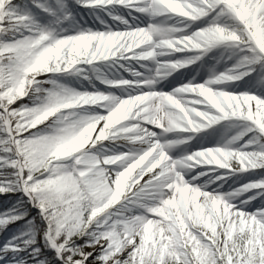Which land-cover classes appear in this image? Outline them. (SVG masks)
Wrapping results in <instances>:
<instances>
[{"label": "snow or ice", "instance_id": "6c2138e0", "mask_svg": "<svg viewBox=\"0 0 264 264\" xmlns=\"http://www.w3.org/2000/svg\"><path fill=\"white\" fill-rule=\"evenodd\" d=\"M0 264H264V0H0Z\"/></svg>", "mask_w": 264, "mask_h": 264}]
</instances>
